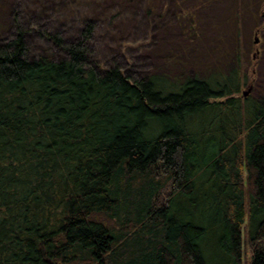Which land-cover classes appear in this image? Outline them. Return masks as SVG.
<instances>
[{
    "label": "trees",
    "instance_id": "16d2710c",
    "mask_svg": "<svg viewBox=\"0 0 264 264\" xmlns=\"http://www.w3.org/2000/svg\"><path fill=\"white\" fill-rule=\"evenodd\" d=\"M187 1L114 0L108 26L124 6L182 27L141 70L93 44L89 0L67 9L75 34L19 0L0 42V264H264V95L243 90L264 0L210 21L214 0ZM35 33L57 54L32 55Z\"/></svg>",
    "mask_w": 264,
    "mask_h": 264
},
{
    "label": "rangeland",
    "instance_id": "374dc122",
    "mask_svg": "<svg viewBox=\"0 0 264 264\" xmlns=\"http://www.w3.org/2000/svg\"><path fill=\"white\" fill-rule=\"evenodd\" d=\"M24 0V7L31 8L40 4V9L43 10L47 16L55 18V22L58 27L70 29L69 34H75L80 26H73L74 22L71 19H64L70 11L69 8L76 0ZM91 3L90 9L99 10L104 13L105 22L102 24L99 35L94 40V45L98 47L105 55L111 53H124V57L127 62L134 60V57L130 54L134 52L137 54L136 67L138 69L155 68L160 63V58L156 59V55L161 50L172 44L178 42L179 35L181 34L182 27L177 22L170 20L167 26H153V19H147L145 14L139 15L136 11L137 7L133 8L130 12V7L121 6L122 14L118 15L114 20L113 26H108L109 15L107 11L113 13L118 12L115 8L114 0H89ZM195 0H188L186 4L191 6ZM233 0H214L210 3L209 7L204 11L208 17V21L214 14L219 12L222 14L226 11V8ZM19 0H0V42L8 41L11 39L14 26L12 21L14 19L15 8L19 6ZM59 9V14L56 15ZM68 9V10H67ZM83 9V8H82ZM87 10V9H86ZM54 11V12H53ZM264 11V6H263ZM94 15L95 13L92 12ZM36 16V14H33ZM60 16V17H59ZM154 18H158V14H154ZM167 17H162L160 22L164 23ZM64 19V20H63ZM264 19V16H263ZM63 20V22H62ZM55 23V24H56ZM257 30L256 37L258 42L252 45L250 41H247L246 49H251L256 59L255 63H249L247 69L251 75V90L249 94L255 97L264 95V24ZM45 27V26H43ZM56 27V26H48ZM255 35V34H253ZM70 36V35H69ZM32 55L37 56L41 53H55L57 51L51 44L45 42L42 37H39L36 33L32 36ZM250 86H245L243 90H248Z\"/></svg>",
    "mask_w": 264,
    "mask_h": 264
},
{
    "label": "water",
    "instance_id": "95a60500",
    "mask_svg": "<svg viewBox=\"0 0 264 264\" xmlns=\"http://www.w3.org/2000/svg\"><path fill=\"white\" fill-rule=\"evenodd\" d=\"M256 43L258 42V38L256 37ZM250 90H251V87L248 89V90H244V94L245 95H248L249 94V92H250Z\"/></svg>",
    "mask_w": 264,
    "mask_h": 264
}]
</instances>
